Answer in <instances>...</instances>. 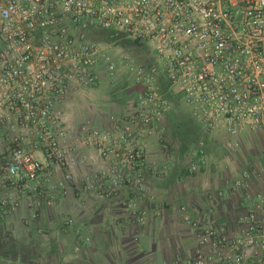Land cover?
I'll list each match as a JSON object with an SVG mask.
<instances>
[{"label": "built area", "instance_id": "2783aa9c", "mask_svg": "<svg viewBox=\"0 0 264 264\" xmlns=\"http://www.w3.org/2000/svg\"><path fill=\"white\" fill-rule=\"evenodd\" d=\"M91 30L147 44L156 70L137 68L138 98L122 117H109L111 128L85 120L74 131L61 106L117 72L113 44L88 40ZM157 70L199 124L234 139L233 151L244 134L264 138V0H0V191L36 189L56 166L69 171L60 186L103 199L127 188L139 195L147 172L143 143L151 124L172 109ZM83 148L95 151L101 167L78 182L73 153ZM195 157L192 173L210 166L205 150ZM251 168L233 188L263 176V161ZM255 206L236 235L202 226L182 206L199 245L210 248L185 264H264V194ZM8 209L12 202L0 200V215ZM132 216L143 225L147 212L134 207Z\"/></svg>", "mask_w": 264, "mask_h": 264}, {"label": "crops", "instance_id": "0c3cea01", "mask_svg": "<svg viewBox=\"0 0 264 264\" xmlns=\"http://www.w3.org/2000/svg\"><path fill=\"white\" fill-rule=\"evenodd\" d=\"M133 96L136 101L138 93ZM71 97L61 109L68 108ZM65 118L76 131L80 121L76 125L75 119ZM157 124H151L152 134L142 146L147 172L139 195L127 188L115 198L103 199L76 185L60 186L69 171L56 166L40 176L36 189L21 195L0 191V200L14 206L0 215V264H185L210 248L199 245L198 232L184 221L182 206L202 226L239 234L245 227L242 219L264 194V174L247 179L241 188L232 185L243 169L264 164V138L244 134L233 151L234 139L224 130L197 123L200 142L186 153L171 150L162 139L164 125ZM96 126L112 127L107 117ZM200 149L209 155L210 166L192 173L190 165ZM73 157L71 171L78 182L101 167L92 148L76 150ZM134 207L146 210L143 225L132 216ZM69 218L74 221L71 227L65 224Z\"/></svg>", "mask_w": 264, "mask_h": 264}, {"label": "rangeland", "instance_id": "374dc122", "mask_svg": "<svg viewBox=\"0 0 264 264\" xmlns=\"http://www.w3.org/2000/svg\"><path fill=\"white\" fill-rule=\"evenodd\" d=\"M100 42L108 43L107 41ZM112 46L115 49L116 74L79 91L68 101V108L62 107L61 109L66 117L75 119L76 125L79 121L82 123L84 120H89L96 126L100 120L103 121L106 117L108 119L112 114L116 116V111L122 110L124 112L135 100L134 93H138L141 89L135 80L137 68L142 67L147 71L156 68L155 53L147 44L140 50H125L115 44ZM177 118L175 114L174 120L168 122V118L165 116L158 124L164 126L168 124L171 127L170 131L178 130L175 124ZM180 137L178 132L174 134V138L170 132H167V136L165 135L162 139L166 141L171 150L175 151L181 147Z\"/></svg>", "mask_w": 264, "mask_h": 264}, {"label": "trees", "instance_id": "16d2710c", "mask_svg": "<svg viewBox=\"0 0 264 264\" xmlns=\"http://www.w3.org/2000/svg\"><path fill=\"white\" fill-rule=\"evenodd\" d=\"M88 37L91 40L97 42L107 41L108 43L118 45L125 50H140V48H143L146 45L145 43L139 41L126 39L121 34L116 35L113 32L107 30H91L89 31ZM154 69L155 68H153L152 70ZM155 75L161 94L172 104V109L166 116L168 118V122L174 120L175 114L179 118H177V120L175 121L178 130L173 129L172 131H170L171 127L167 124L164 126L165 135L167 136V132H170V135L174 138V134H177L178 132L181 135L180 149L183 152L187 153L194 149V147L197 146L200 142V137L198 136V132L195 129L196 124L198 122L189 114L188 110L183 106L180 96L175 95L170 90L169 82L165 75L161 71L159 73L158 70Z\"/></svg>", "mask_w": 264, "mask_h": 264}]
</instances>
